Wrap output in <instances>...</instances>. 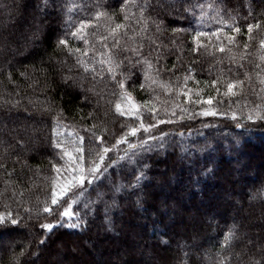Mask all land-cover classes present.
Masks as SVG:
<instances>
[{"label":"trees","instance_id":"16d2710c","mask_svg":"<svg viewBox=\"0 0 264 264\" xmlns=\"http://www.w3.org/2000/svg\"><path fill=\"white\" fill-rule=\"evenodd\" d=\"M137 2L146 3L148 0ZM64 3L65 0H51L44 9L43 0H0V34L8 36L19 50L11 66L16 83H9L7 69L0 74V142L16 143L12 130L19 128L24 122L22 118L28 116L29 111L39 121L36 125L39 138L29 141L27 150L20 152L21 157H26V162L23 159L17 162L16 154L0 152V164L3 165L0 167V216L11 213L21 219L20 226L15 230L11 226L0 229V239L8 240L12 232L16 234L28 227L36 233L33 241L28 244L22 240L10 253L0 244V264H10L14 253L18 254L21 249H26L28 254L19 257L20 264H27L34 248H40L46 254L56 252L57 248L73 249L84 234L89 232L93 236L97 233L96 226L91 228V218L98 224L104 221L101 230L104 227L106 231H124L123 240L129 246L130 237L134 235L132 226L137 218L146 214L153 226L152 231L157 233L149 238L155 243L156 264H216L222 255L227 256L232 264H238L236 254L249 240L253 242L249 245V255L259 259L260 251L255 245L264 241V236L252 233L246 221L256 216V212H261V208L255 206L264 208V119L256 118L258 114L264 115V83L261 82L264 81V48L261 47L264 41V0H151L149 15L163 22L162 27L167 29L163 32H157L150 19L145 25L139 17V10L131 7L126 22L128 28L118 33L120 55L135 60L138 57L133 55L132 50L140 49L143 56L152 62L151 75L155 79V83L148 81V86L142 89L140 84L145 83V79L141 69L144 65L133 67L128 60H124L122 67L116 69V80L122 78L121 72L125 76L131 72L130 78L125 81V89L137 105L131 111L126 99L121 102V89L109 75L108 68L99 63L108 54V49L103 46L105 41L100 37H108L106 42L109 45L114 42L109 34L114 24L107 18L94 21L95 27L88 29L91 33L87 37L89 45L81 41L72 42L74 46L88 49L87 55L81 58L95 73H85L73 58L67 60V65L73 66L71 74L81 80L85 88H91L96 83L95 92H88L86 99L84 91L66 88L61 74L53 71L57 61L67 56L66 52L56 47L57 38L64 28ZM108 3L119 13V0H108ZM201 4L202 20L199 18ZM165 5L173 6L172 14L164 12ZM189 5H196L195 13L184 11ZM77 18L87 19L88 16L79 13ZM119 19L123 21V16ZM249 25H252L251 31ZM173 28L182 31L173 33ZM235 28L240 31H235ZM194 29L216 35L200 37L201 46L197 47L193 39ZM37 30L39 39L33 43L31 37ZM221 48L224 50L220 51ZM67 71L66 66L64 73ZM21 72L26 76H21ZM96 73H103V79ZM214 80L219 81L215 87L212 86ZM235 80L242 81L234 89L236 95H225V83ZM183 93H188V96ZM209 97L212 98L211 104L192 102ZM17 101V109L9 113L7 109ZM117 103H121L126 115L117 113ZM41 108H50L43 119L37 111ZM209 109L218 114H200ZM90 113L93 115L89 116ZM233 113L236 120L231 119ZM154 115L157 119H153ZM249 115L254 119L249 120ZM158 120L165 123H158ZM169 120L170 123L167 122ZM141 121L156 124L157 127L150 129V134L159 138L163 130L164 139L149 140L151 150L146 151L139 147L141 140L148 135L143 129L135 136H128V140L137 146L134 159L138 163L126 164L123 168L119 164L110 167L95 184L86 186L85 193H90L93 200L101 189L105 195L103 200H97L89 209L83 207V202L78 207L73 204L82 217L79 228L57 225L53 234L42 232L40 224L60 220L58 212L54 215L41 212L40 219H35L37 210L42 209L45 202L51 204L54 184H63L62 180L56 179L57 173L52 167V163H64L60 160L62 148L54 147L53 142L60 141L63 148L74 152V144L79 146L83 137L86 165L99 163L97 152L100 146L112 149L104 161L111 163L109 157L115 160L125 150L132 154L133 150L129 149L128 144L117 145V140ZM237 123L240 127H237ZM113 145L116 147L113 148ZM64 159L67 160V157ZM141 171L145 178L135 188H130L129 185L135 182V176L140 175ZM162 175L177 178L173 183L164 178L158 181ZM225 175L231 177L229 181H226ZM107 178L108 184L105 183ZM247 180L253 181L250 182L251 200L255 197L253 199L256 201H248V195L244 194L237 211L234 201L229 203L227 197L236 188L238 191L246 189L233 185ZM114 184L122 185L121 192H118L121 206L112 212L114 219L105 220V203L108 201V191ZM137 188L142 195L135 199L130 195ZM216 190H220L222 199L218 200ZM124 191L130 193L128 199L131 204L127 206L122 204ZM139 191L134 192L135 196ZM182 193L186 197H182ZM57 196L59 198L58 188ZM82 198L87 200L89 196L82 194ZM63 201L71 203L72 193L62 197ZM226 203L232 206L228 210L223 205ZM190 209L209 211L217 220L205 226L208 232H214L216 241L207 247L208 258L204 260L189 258L188 254L181 252L172 254L169 250L170 235H174L173 239L181 246L191 245L192 239L203 234L193 225L183 228L182 224L186 222L184 216ZM29 215L33 219L29 220ZM231 222L245 226L243 229L236 226L239 236L235 241L236 247L221 253L223 236L229 227L235 225ZM179 226L184 232L187 231L186 236L180 234ZM45 237V244L39 245V241ZM145 238L148 237L145 235ZM66 239L70 240L63 241ZM86 239L93 240L91 236ZM50 240L54 242L50 244ZM93 245L90 249L97 252L105 250L97 242ZM194 248L202 250L204 247L198 244ZM82 252L88 261L91 259V263L95 264L88 249L83 247ZM57 255L47 256V264H53Z\"/></svg>","mask_w":264,"mask_h":264},{"label":"snow or ice","instance_id":"6c2138e0","mask_svg":"<svg viewBox=\"0 0 264 264\" xmlns=\"http://www.w3.org/2000/svg\"><path fill=\"white\" fill-rule=\"evenodd\" d=\"M51 0H43V8L46 9L49 5ZM219 2V0H217ZM131 7H136L139 10V17L141 20H143L144 24L147 25L148 20L150 19L152 23L156 27L157 32H163L167 29L162 27V21L158 20L156 17H152L149 15V10L152 8L151 0H148L146 3H139L137 0H119V13L116 12L114 6L110 3H108V0H65L64 6H63V12L64 15V28L63 32L58 36L57 38V49L60 51H64L67 53V56L63 60L57 61V66L53 69V71H56L61 74V80L68 89H72L75 91L77 88L81 89L85 92V98L87 99V93L88 92H95L96 90V83L94 82L91 86V88H85L84 83L81 80H78L75 76H73L72 73V67L67 65V60L69 58H73L76 61V64L79 65L84 69L85 73L93 72L95 73L94 69H89L88 65L85 63V61L81 58L82 56H86L88 49L87 48H80L79 46H74L73 41H81L84 45H89L90 41L87 38L88 35H91V33L88 32V29L95 27L94 21H99L101 18H107L110 20L114 27L110 30V35L113 37V43L109 45L106 41L108 40V37H100L101 40L105 41L104 47L108 49V54L106 56V59H102L99 61L101 65H104L108 68V73L112 77L113 81L118 85V87L121 89V102H123L125 99L128 101V104L131 106L132 109H135L137 105L133 103L132 96L127 90L125 89V81L130 78L131 72L127 76L123 72L120 73L121 79L116 80V69L122 67L123 61L128 60L129 64L135 67L136 65L142 64L144 65V68L141 69L142 74L144 75L145 83L140 84V87L142 89L146 88L148 86L147 82L152 81L155 83V79L151 75L153 70L152 62L147 58L143 56L142 51L140 49H133V55L138 57L137 59L133 60L132 57L129 56H123L120 55V49L119 44L120 41L118 39V33L122 29L128 28V24L126 23L129 20V10ZM166 7H173L172 5H166ZM111 9V11H110ZM200 19H203V5H200ZM185 12H192L195 13L196 11V5H189L188 8L184 9ZM76 13L74 16L73 13ZM79 13H85L87 14L88 18H77L79 16ZM123 16V21H120L119 17ZM252 25H249V31H251ZM145 30L147 28L145 27ZM235 31L239 32V28H235ZM182 31L180 28H173L172 32H179ZM208 35H216V33H207L200 30L194 29V41L197 44V47L200 45L199 38L202 36H208ZM39 39V31L33 32L31 40L33 43H35L36 40ZM261 47L264 48V41L261 42ZM224 49L221 48L220 51H223ZM18 49L14 47V42L6 35L0 34V74L5 73V69H7V79L9 83H16L13 73L11 71V66L13 64V61H15L16 55L18 54ZM55 51V50H54ZM124 51H128L127 49H124ZM79 54V55H77ZM264 59V57H262ZM41 63H43V60H41ZM67 66L68 71L67 73H64V68ZM159 69H157V72ZM97 75L101 76V80L103 79V73H96ZM21 76H26V73L21 72ZM86 79V77H85ZM187 79V77L185 78ZM219 81L214 80L212 81V86L215 87ZM264 83V81H261ZM242 84V81L235 80V81H228L225 83V87L227 89L225 95L234 96L236 95V92L234 89H236L238 86ZM166 87V85H164ZM219 89H217V92L219 93ZM186 97L188 96V93H183ZM188 99H191L188 97ZM187 102V101H186ZM193 103H206L211 104L212 98L209 97L207 100H194ZM147 103V101H145ZM19 102L17 101L16 104L12 105V107L8 108L7 111L10 113L14 109H17ZM116 111L119 115L124 116L126 115V112L122 110L121 103L116 104ZM25 111H29L28 109H25ZM41 119H43L45 113L50 112V108H41L37 110ZM183 111V109H182ZM175 115V112L172 113ZM200 114L204 116H215L218 113L213 110H204ZM93 114L90 113L89 116H92ZM138 115V114H137ZM257 119H264V115L258 114ZM23 123L19 125L18 129H13L14 132V139L16 141L15 144H10L7 142H0V152L6 153L8 155L16 154L17 156V162H19L21 159L25 160L26 157H21L20 152L27 150V144L29 141L33 139H38V132L39 128L36 126L38 125L39 121H36L35 116L32 114L31 111H29V115L22 118ZM153 119H157L156 116H153ZM231 119L236 120L237 117L235 113L231 115ZM249 120H253V116H248ZM171 122V120L167 121ZM30 123L32 126L30 127ZM158 123H165L163 120H158ZM95 127V125H93ZM157 127L156 124H145L143 121L138 126L132 127L127 135L121 136L117 140V145L127 143L129 149H132V154L129 155V152L127 150L124 151V153L118 157H116L115 160H112L111 157L108 159L111 160V163H104L106 155L112 150L108 147L100 146L99 151L97 152V157L99 160V163L93 162L92 165L88 166L86 165V159H85V148L83 146V137H81V143L79 146H75L74 144V152L69 151L66 148H63V145L60 141H54L53 146L62 148V153L60 155V160L64 161L63 164H60L59 162L52 163V167L54 171L57 173V180H62V185H56L54 184L53 190H52V199L51 204L49 205L47 202L44 203L42 209H38L35 219L39 220L42 213H47L48 215H54L55 213H59L60 220L57 221V223H53L51 221L47 223L40 224V228L42 232H46L49 234L54 233V229L57 227H65L68 226L70 228L76 229L80 227V222L82 221V217L79 213L76 212L75 207H73V204H75L77 207L79 203L83 202L85 209H89L91 204H94L96 201L91 199L90 193H85V188L88 185L95 184L98 180H100L102 174L106 172V170L110 167L116 166L119 164L121 168H123L126 164L127 165H133L137 164L138 161L134 159L136 153L135 148L137 147L134 145L130 140H128V136H135L138 131L143 129L145 133H147V137L143 140H141L139 147L144 150H151L148 141L149 140H156L160 139L161 141L165 137V133H163V130H161V135L159 138H157L155 135L150 134V129ZM237 127H240V124L237 123ZM97 140H99V137H97ZM162 146V145H161ZM113 148L116 147V145L112 146ZM11 150V151H10ZM67 157V160L64 158ZM3 165L0 164V167ZM139 171V169H137ZM144 173L141 171L140 175L135 176V182L130 184V188H135L143 179H144ZM122 185L114 184L112 187V192L118 193L121 190ZM57 188L59 189V198L57 196ZM69 192L72 193V202L69 203L68 201L61 202V198L66 196ZM82 194L88 195V200H83ZM105 193L101 191L96 192V198L98 200H103ZM139 203V200L137 201ZM62 209V210H61ZM67 218V219H65ZM29 220L33 219L31 215L28 217ZM21 224V219L14 217L11 213H8L6 216H0V229H8L9 226H11L12 230H15L17 227H19ZM239 239V236L237 234V228L235 225L228 228L226 233L223 236V239L221 241V253L226 252L228 249H233L236 247L235 241ZM47 240V237L44 239H41L39 241V245H44ZM253 242L249 240L247 244L243 245L240 250L237 252L236 257L238 264H264V241H261L259 244L255 245L259 251H260V258L256 259L255 256L249 255L251 252V248L249 245H251ZM26 254H28V251L26 249H21L18 254L14 253L13 258L10 260V264H20L19 257H23ZM31 256L35 257V260L32 261V264H36V260L39 259V253L37 251L31 252ZM247 257V259H245ZM216 264H232L231 260L228 259L227 256H221V259H219Z\"/></svg>","mask_w":264,"mask_h":264},{"label":"rangeland","instance_id":"374dc122","mask_svg":"<svg viewBox=\"0 0 264 264\" xmlns=\"http://www.w3.org/2000/svg\"><path fill=\"white\" fill-rule=\"evenodd\" d=\"M164 12L167 13L168 15L172 14V8L171 7H166V5L163 7ZM131 141V140H130ZM127 144V143H126ZM129 169V166L127 167ZM226 181H229L230 178L225 175ZM128 178V176H127ZM168 179V181L170 180L172 183L173 181L177 178L175 177H166V175H162L161 178L159 177L158 181L162 180V179ZM109 178L106 179V182L108 184ZM163 179V180H164ZM233 180V179H232ZM248 181V180H247ZM241 182L240 185H236V183H234V187H239L241 188L246 187V189H242L241 191H238L235 189V192L228 196L227 199L229 200V203H231L232 201H234L235 208L238 211L239 208V204L243 201V195L246 194L248 195V201H251L253 203H255L256 199H253L255 197L252 198V193L250 190V182L253 181H248V182ZM236 185V186H235ZM140 189H136L135 191L131 192V195L133 198H137L139 195H142L141 192L139 191ZM136 191H139V194L135 196ZM216 196L218 198V200L222 199V195L220 193V190H216ZM102 192V189H101ZM121 192V191H120ZM135 192V193H134ZM124 198L122 202V204H124L125 206H127L128 204H131L129 199H128V194L124 191V193H122ZM182 197H186L185 194H181ZM108 201H106V208L109 209H104L103 212V218L106 220L109 218L114 219L113 217V213L115 210H117L116 208H119L118 206H121L119 200H118V193H113L112 192V187H110L109 191H108ZM135 196V197H134ZM185 199V198H183ZM225 199V198H224ZM88 200V199H87ZM93 200V199H92ZM94 200L97 201L98 199L96 198V194L94 195ZM225 201V200H223ZM228 202V201H227ZM225 206V208L228 210L230 207H232L231 205L229 206L227 203L223 204ZM93 204L90 205V207H92ZM83 207L84 203H83ZM254 208H261V212L258 214L257 212L255 213L256 216L254 217H250L247 219L246 223L247 225H249L250 230L252 231V233H254L255 235H262L264 236V208L260 207V206H255ZM139 212L140 209H137ZM204 210V209H203ZM257 211V210H256ZM113 212V213H112ZM240 213V212H239ZM146 214V213H145ZM185 223L183 222V228H188V226L193 225L195 227V230L198 231V229L201 231V233H203L202 235H199L197 238L192 239V244L191 245H181V243L178 244V242L176 240L173 239L174 235H170V242H171V246L169 248L170 252L173 253H186L188 254L189 258L192 256L194 258H198L199 260H204L207 259L208 257L206 256V249L207 247L212 244V242L216 241L214 232H208L206 229V225H209V223L213 222H217V220H214V216L209 213V211H202L200 209L197 210H193L190 209L186 212L185 214ZM91 228H93V226H96L97 229V233L92 234L91 233H86L82 236V240L80 242H77L75 245H73V249H65V248H57L56 252H52L51 254H47L46 253H42V249L40 248H34L32 249L33 251H37L39 253V259L36 260V264H47L48 261L45 259L47 256L50 257H56L57 255V259H55L53 261V264H92L91 263V259L88 261V258H86L85 254L82 252V248H86L88 249V251L90 252V256H92V258L94 259V263L95 264H156V261L154 260V257L157 255L156 251L154 249V244L152 242L153 239H149L151 238L150 236H156L157 233L153 230V226H151L150 224V220H149V215L146 216L143 215L140 216L139 218H137L136 222L134 223V225L132 226V231L135 235L136 233V237L133 235V237H130V244L129 246L124 243L125 241L123 240V237L125 236L121 231V230H113L111 231L110 229L108 231H106L104 229V227L102 228V230L100 229V226L102 227L101 224H104V221L101 224H98L95 220H93L91 218ZM112 224H115L114 221H112ZM231 224H235V226L239 228H242L245 226L243 223H239L237 225V223L235 222H231ZM106 225V224H105ZM116 225V224H115ZM114 226V225H113ZM149 226L151 227L149 230ZM236 227V228H237ZM180 229V234H184L186 236V232H184L183 228H181V226L178 227ZM103 229L105 231H103ZM249 229V228H248ZM91 230V229H90ZM107 232V233H105ZM152 232V233H151ZM12 236L9 237V239H4L1 238L0 239V244L8 251V253L11 252V250H13V248L16 245H20V242L22 240H26V242L29 244L31 241H33L36 238V233L35 231H32V229L30 227L28 228H24V229H20L19 231L15 233H11ZM110 236V238H108V236ZM253 234V235H254ZM146 235V237L144 239V236ZM91 236L93 240L89 241L86 239V237ZM152 236V237H153ZM188 237V236H187ZM191 238V237H189ZM21 239V240H20ZM158 240V237L156 238ZM155 239V240H156ZM69 241L70 239H66L63 241ZM156 240V241H157ZM73 241V239H72ZM77 241V240H76ZM176 241V242H174ZM50 244H52V240L49 241ZM97 242V244H100V248L101 249H105L102 251H95L94 249H90V246L94 247V243ZM177 243V244H176ZM200 245L202 244V246L204 247L202 250L201 248L199 249H195L194 247H196V245ZM50 250V248H48ZM107 249V250H106ZM48 250V251H49ZM89 256V257H90ZM91 258V257H90ZM35 260V258L33 256H31V258H29V261H27V264H32V261ZM52 260V259H51Z\"/></svg>","mask_w":264,"mask_h":264}]
</instances>
